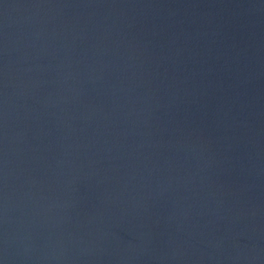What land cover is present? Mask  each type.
Listing matches in <instances>:
<instances>
[{
	"label": "water",
	"instance_id": "95a60500",
	"mask_svg": "<svg viewBox=\"0 0 264 264\" xmlns=\"http://www.w3.org/2000/svg\"><path fill=\"white\" fill-rule=\"evenodd\" d=\"M0 264H264V0H0Z\"/></svg>",
	"mask_w": 264,
	"mask_h": 264
}]
</instances>
